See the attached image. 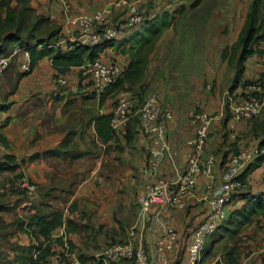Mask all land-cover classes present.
Returning <instances> with one entry per match:
<instances>
[{
	"label": "crops",
	"instance_id": "obj_1",
	"mask_svg": "<svg viewBox=\"0 0 264 264\" xmlns=\"http://www.w3.org/2000/svg\"><path fill=\"white\" fill-rule=\"evenodd\" d=\"M112 1L34 0L33 6L39 14L49 16L57 25L64 26L66 35L65 6L75 15L107 8ZM140 1L143 6L145 0ZM154 3L148 12V22L133 32L122 28L117 40L121 48H108L101 59L128 67L131 60L128 50L132 45L126 42L135 32H141L158 19L156 15L164 10L166 14L160 18H165L169 27L149 56L144 77L146 88L141 94L144 98L157 94L162 106L173 114L168 126L171 150L158 175L175 180L187 169V141L194 136L189 110L196 105L208 112L225 109L224 96L232 86L224 75L229 69L230 57L225 55V63L222 62L221 44L213 41L206 44V52L199 54H207L201 60L205 67L196 76L188 77L185 85L156 81L157 73L164 71L168 75L172 64L170 58L177 53L175 49H179L183 39L195 33L201 25L198 22L194 25L192 19H184L186 13H180L184 3L166 1L161 4L159 0ZM122 15L121 12L116 14L113 20L119 24ZM68 41L76 42L77 35L73 34V41L68 37ZM263 44L260 48L264 50ZM61 46L67 51L66 43H61ZM82 69L72 68L69 74L59 75L68 81L67 85L60 86L54 82L57 71L50 57L39 59L28 74L22 72L17 58L0 81V135L6 140L0 148V162L11 155L18 166L15 171L0 172V180L3 182L24 174L40 186V195L32 208L26 206L25 198L20 195L0 194V254L11 260L15 256L14 247L38 245L44 238L32 236L27 231V221L33 215L60 211L64 223L51 232L53 251L60 252L68 246L84 264L93 261L109 244L130 241L133 228H136L137 235L132 241L144 247L151 257L164 231L168 227L175 229L178 240L169 254L171 263L186 261L192 232L207 218L209 200L221 184L229 156L237 149L254 146L264 139V111L260 117L236 125L238 138L232 136L226 117L212 126L206 150L208 154L215 155L217 164L210 177L199 179L196 192L184 209H169L155 204L150 212L141 214L137 203L141 194L139 180L144 179L142 169L147 161L144 146L150 137L140 134L137 127L130 142L127 137L131 135L128 136L126 130L103 138L109 130L106 125L100 126V131L97 129L99 118L109 114L119 97L131 94L123 89H112L103 96H97ZM234 75L233 70L231 78ZM262 75L264 54H256L246 61L241 82L232 93L240 98L247 90L244 84L256 81ZM194 79L197 80L194 82ZM132 89L138 91L140 84ZM67 136L68 145L60 155L48 154L60 149ZM263 168L264 161L248 176L245 189L228 206L232 216L230 222L235 227L226 229L241 237L240 230L247 228L246 235H243L245 242L241 239L226 245L219 240L221 238H215L212 240L215 241L213 255L206 253L201 264H210L218 258L216 253L219 250L217 264H264V209L257 205L260 200L264 202ZM249 211L255 212L252 221L239 225L242 213L245 217ZM19 221L26 223L21 227ZM220 243L224 244L223 248ZM207 246H212L211 241Z\"/></svg>",
	"mask_w": 264,
	"mask_h": 264
},
{
	"label": "built area",
	"instance_id": "obj_2",
	"mask_svg": "<svg viewBox=\"0 0 264 264\" xmlns=\"http://www.w3.org/2000/svg\"><path fill=\"white\" fill-rule=\"evenodd\" d=\"M140 0H113L109 7L99 9L93 13L71 14L65 6L64 13L67 21V32L62 43H66L68 37L73 41V34L77 35L80 44L96 45L102 41H112L119 35V24H115L113 18L118 13H123L121 18L125 20L123 26L130 30L144 25L149 16L141 11ZM70 27V29H69ZM68 36V37H67ZM21 57L20 68L23 73L33 71V59L31 52L20 46H14L9 56L0 57V81L9 70L14 58ZM84 75L93 83L92 92L97 96H103L108 89L114 86L124 74L125 66L118 63H106L101 60L87 63L83 66ZM57 85L65 86L68 81L65 76L54 78ZM223 111L208 112L200 105L192 107L189 112V120L194 127V136L187 141V169L175 180L160 177L159 170L171 150L168 137V126L173 120L171 111L165 109L157 94H150L144 102L139 104L128 94H123L116 100L109 112L111 114V129L118 133L129 126L135 117L139 121V133L150 137L144 149L147 152V161L142 169L144 179L139 180L141 194L137 198L141 214L150 212L155 204L169 209H184L187 202L196 192L200 178L210 177L217 164V158L213 154H207V144L210 139L212 126L221 122L227 112H230L228 127L234 138H238L236 125L260 117L264 111V78L247 86V90L240 98L232 92H226L224 96ZM0 138V148H2ZM264 154L259 144L241 149L238 153H232L222 173L221 184L209 200V213L192 232L191 240L187 247V258L177 264H201L206 245L217 232L222 222L229 216L228 206L235 197L245 189V184L239 179V175ZM23 192L27 195L26 206L32 207L39 197L40 186L28 176L16 177L0 183V194ZM137 230L130 232L131 240L124 243H112L105 247L95 259L86 264H172L170 252L176 246L178 233L168 227L156 244V251L151 257L144 247L137 246L132 238L136 237ZM52 263L44 264H84L80 256L74 253L68 246L52 257ZM210 264H217V260Z\"/></svg>",
	"mask_w": 264,
	"mask_h": 264
},
{
	"label": "trees",
	"instance_id": "obj_3",
	"mask_svg": "<svg viewBox=\"0 0 264 264\" xmlns=\"http://www.w3.org/2000/svg\"><path fill=\"white\" fill-rule=\"evenodd\" d=\"M34 0H0V57L9 56L14 46H20L31 52L33 59V69L36 66L39 59L48 56L51 58L54 68L57 71V76L67 75L72 68L83 67L85 64L101 60L102 54L112 47H116L118 50L121 48V44L118 43V37L112 41H102L96 45L80 44L79 42H66L67 51L63 50L61 43L65 39L64 26L57 25L49 16L39 14L36 8L33 6ZM125 20L120 17L119 34ZM148 22V21H147ZM115 24H117L114 21ZM169 27V22L165 18H158L153 20L148 26L141 32H135L130 38L131 48L128 50L131 56V60L128 67H125L123 77L107 91L112 89L122 88L126 92H130V97L133 98L139 106L144 102L143 95L146 85L144 83V77L149 65V56L155 50L157 43L165 30ZM126 30H130L125 28ZM264 42V0H253L246 15L244 26L240 32L239 38L233 48L236 53L233 57H230L229 63H235L236 75L233 80L230 92H232L238 84L241 82L242 76L245 72V63L252 56L258 54H264V50L260 48ZM125 53V50H122ZM21 57H16L15 59ZM28 74V73H27ZM80 75H82L80 73ZM85 78L89 80L91 87L93 88L92 80L85 75ZM264 75L256 81H261ZM255 82V80L248 81L244 85L245 87ZM128 84V87L126 85ZM136 84H140L138 91H133L132 87ZM94 93V92H93ZM106 93V94H107ZM96 94V93H94ZM139 97H141L139 99ZM2 108V107H0ZM226 122L228 124L230 112L228 110ZM111 114L104 115L99 118L97 122V129L100 131V126L106 125L108 128V135L103 136L107 138L111 133H115L110 126ZM135 120H138L135 119ZM131 120L128 127L123 128L118 133L127 131V141L130 142V138H133L136 134V128L139 129V121ZM264 134V131H263ZM211 135V133H210ZM2 144H6L5 138L0 135ZM68 136L63 140L61 148L49 152L50 155H60L65 146L68 145ZM259 146L264 150V139L260 140ZM241 149H237L235 153H238ZM147 160V152L144 149ZM208 154V153H207ZM264 161V154L258 156L253 163H251L240 175L239 179L246 185L248 176L258 168ZM15 158L11 155L6 156L5 161L0 162V172L15 171L18 166L15 163ZM24 174H20L17 177H22ZM11 194H17L27 199V195L23 192H12ZM236 199V197H235ZM37 200L35 201L34 207ZM257 205L262 206L264 209V202L261 200ZM31 207V208H32ZM254 211H249L243 220L239 221V225L250 223L254 216ZM232 216H228L226 223L230 221ZM243 222V223H242ZM26 222L19 221L20 226H24ZM64 223L63 213L55 211L50 214L33 215L27 221V231L33 236L44 238L40 240L38 245H30L28 247L16 246L13 248L15 256L9 260L7 256L0 254V264H44L46 262L52 263V257L56 252L53 251L51 244V232L61 227ZM220 229V227L218 228ZM236 231V230H235ZM215 235V234H214ZM192 236V235H191ZM112 244V243H111ZM73 246V244H70ZM110 245V244H109ZM108 245V246H109ZM107 247V246H106ZM211 247L208 246L205 249L204 255L210 252ZM37 253L34 257V254Z\"/></svg>",
	"mask_w": 264,
	"mask_h": 264
},
{
	"label": "rangeland",
	"instance_id": "obj_4",
	"mask_svg": "<svg viewBox=\"0 0 264 264\" xmlns=\"http://www.w3.org/2000/svg\"><path fill=\"white\" fill-rule=\"evenodd\" d=\"M155 1L158 0H145V4H143V6L141 7V11H144L145 13H147V15H149L148 12L151 8V5L156 4L154 3ZM166 1L174 2L175 4L184 3V5H181L184 6V8L180 12L186 13L185 16H183L184 19H186L187 21L192 19L194 20V25L195 22H198L201 26L198 28V30L195 31V33H193L192 35H187V37L183 39L180 48L175 49L177 53H173L174 55L170 58L172 64L170 66V71L168 75H166L167 73H165L164 71L161 73H157V76L155 77L156 81L162 83L177 82L181 83L182 85H185V83L188 82V77L192 78L194 74L196 76L199 70L205 67V65L201 64V60L204 56H207V54H199L206 52V44L212 43L213 41H216L218 44H221L223 53L222 62L225 63V55L231 56V58L233 57V55L236 53L233 46L239 38L240 32L246 20L247 12L253 0H159L161 4L165 3ZM159 6L161 7V5ZM165 14L166 13H164V10L162 9L160 14H157L156 16L160 18L161 15L164 16ZM136 29L132 30V32L136 31ZM194 53L197 54L194 55ZM233 70L236 74L235 63L229 64V69H226L224 72V75L226 74V78L230 80L231 84L233 83V80L235 78V75L231 78V72ZM196 80L197 79H194V82ZM205 86H207V82ZM122 91H125V89H123ZM145 97L147 98V96ZM135 118L137 119V117ZM0 181L2 182V179ZM244 215L245 213L243 212L241 219H243ZM228 226L232 228L235 227L232 221H229L227 223L226 221L222 222L220 229H218L215 235L209 239L208 242L211 241L212 244L209 254L212 253L211 255H213V246L215 242L212 241L213 239L216 240L221 238L219 240L224 242L226 245H229V243L231 242L235 243L236 240L238 241L241 239L243 243L245 242L244 236L247 233V228H242V230H240V237L228 231L226 229ZM221 245L223 248L224 244ZM219 251L216 253V257L218 258V255L220 253ZM218 258H216L215 260H217Z\"/></svg>",
	"mask_w": 264,
	"mask_h": 264
}]
</instances>
